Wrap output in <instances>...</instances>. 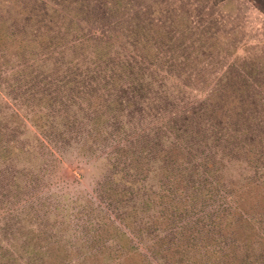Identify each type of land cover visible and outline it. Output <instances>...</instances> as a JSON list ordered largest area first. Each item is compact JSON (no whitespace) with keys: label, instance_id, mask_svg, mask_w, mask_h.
I'll return each mask as SVG.
<instances>
[{"label":"rangeland","instance_id":"374dc122","mask_svg":"<svg viewBox=\"0 0 264 264\" xmlns=\"http://www.w3.org/2000/svg\"><path fill=\"white\" fill-rule=\"evenodd\" d=\"M0 264H264V0H0Z\"/></svg>","mask_w":264,"mask_h":264}]
</instances>
